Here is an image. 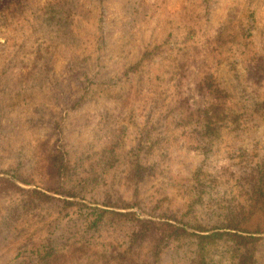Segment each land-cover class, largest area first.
Masks as SVG:
<instances>
[{
    "label": "rangeland",
    "instance_id": "obj_1",
    "mask_svg": "<svg viewBox=\"0 0 264 264\" xmlns=\"http://www.w3.org/2000/svg\"><path fill=\"white\" fill-rule=\"evenodd\" d=\"M261 169L264 0H0V264H200L137 220L264 229ZM238 247L205 264H264V234Z\"/></svg>",
    "mask_w": 264,
    "mask_h": 264
},
{
    "label": "trees",
    "instance_id": "obj_2",
    "mask_svg": "<svg viewBox=\"0 0 264 264\" xmlns=\"http://www.w3.org/2000/svg\"><path fill=\"white\" fill-rule=\"evenodd\" d=\"M206 84L212 86L209 82ZM60 165L58 166L59 173H63L65 169L64 161L60 157ZM10 181L7 176L0 177V180ZM28 183V180H22ZM52 191H57V189H51ZM29 196L31 198H36L38 200H48L53 196L37 188L27 189ZM252 202L249 204V208L255 210L264 211V170L258 171L257 183L251 191ZM66 196H73L69 191H66ZM254 197V198H253ZM65 199V203L69 202ZM251 212V211H250ZM96 217L91 222L92 226H97V222L103 217V215H126L129 213L116 211L109 208H94V213ZM242 213H229L223 220V223L216 225L215 227L206 228L202 225H188L180 219H174L175 221H169V219L154 221L151 219H138L137 231L133 234V240H146L149 236L155 239L153 255L155 260L159 257L160 252L163 250V246H166L172 240H175L181 236L193 237L195 245L199 249L200 264H205V259L203 254L206 252V248L213 245L217 241H230L238 248L245 247L250 244H254L256 240H259L264 234V229L259 225L253 227L245 226L248 221L246 216H242ZM187 226L192 228L194 231H190ZM54 258V257H53ZM252 254L244 253L239 256V264H249V260H252Z\"/></svg>",
    "mask_w": 264,
    "mask_h": 264
}]
</instances>
